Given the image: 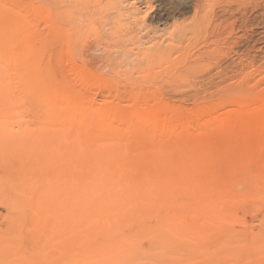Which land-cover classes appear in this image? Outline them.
Wrapping results in <instances>:
<instances>
[{
	"label": "rangeland",
	"instance_id": "rangeland-1",
	"mask_svg": "<svg viewBox=\"0 0 264 264\" xmlns=\"http://www.w3.org/2000/svg\"><path fill=\"white\" fill-rule=\"evenodd\" d=\"M49 12L0 0V264H264V0L110 73L56 53Z\"/></svg>",
	"mask_w": 264,
	"mask_h": 264
},
{
	"label": "bare ground",
	"instance_id": "bare-ground-1",
	"mask_svg": "<svg viewBox=\"0 0 264 264\" xmlns=\"http://www.w3.org/2000/svg\"><path fill=\"white\" fill-rule=\"evenodd\" d=\"M158 2L48 0L52 43L58 47L56 53L62 49L65 53V42L68 41L76 64L99 67L107 73L112 71L111 67H137L159 62L171 65L172 61L187 59L190 43L205 29V14L210 0H197L192 7L186 0ZM189 9L195 14L191 22L175 20L177 16L190 13ZM115 157H111V162L128 158L123 152ZM94 158L95 162L102 159L98 153ZM124 175H109L104 179L129 178Z\"/></svg>",
	"mask_w": 264,
	"mask_h": 264
}]
</instances>
